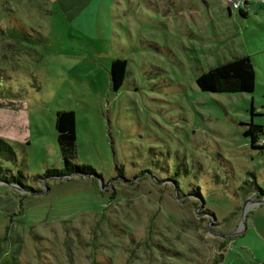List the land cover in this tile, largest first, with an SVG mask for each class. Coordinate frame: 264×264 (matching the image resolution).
<instances>
[{"label": "rangeland", "instance_id": "374dc122", "mask_svg": "<svg viewBox=\"0 0 264 264\" xmlns=\"http://www.w3.org/2000/svg\"><path fill=\"white\" fill-rule=\"evenodd\" d=\"M237 1L0 0V264H264V3ZM250 54L251 92L197 88ZM62 108L91 175L45 177Z\"/></svg>", "mask_w": 264, "mask_h": 264}, {"label": "trees", "instance_id": "16d2710c", "mask_svg": "<svg viewBox=\"0 0 264 264\" xmlns=\"http://www.w3.org/2000/svg\"><path fill=\"white\" fill-rule=\"evenodd\" d=\"M246 3V0H243ZM264 3V0L263 2ZM239 14L244 15V12L239 9ZM11 37L16 40L23 37V33L17 30H5ZM126 61L119 58H114L110 62L109 77L114 89H117L122 83L125 74ZM197 88L201 91L209 92H249L254 86V71L248 56H237L227 61L218 63L205 72L198 74L195 79ZM0 107L2 104L0 102ZM54 129L56 132V141L59 148L64 165L62 168H47L45 169V177L47 176H68L72 174L91 175L94 170L86 164H75L70 161L74 141H75V113L70 108H62L55 111ZM260 125L249 123L244 130V135L250 138V145L254 144L257 137L256 134L261 133ZM6 153L5 158L12 154V148L9 143L0 138V154ZM260 195L264 197V191L258 188ZM210 264H217L214 260Z\"/></svg>", "mask_w": 264, "mask_h": 264}, {"label": "built area", "instance_id": "2783aa9c", "mask_svg": "<svg viewBox=\"0 0 264 264\" xmlns=\"http://www.w3.org/2000/svg\"><path fill=\"white\" fill-rule=\"evenodd\" d=\"M227 2V5L230 9H241L240 2L237 0H225ZM263 2V0H261ZM246 3H243V0L241 2L242 7L245 6ZM254 144L257 146H264V138L256 137L254 140Z\"/></svg>", "mask_w": 264, "mask_h": 264}, {"label": "crops", "instance_id": "0c3cea01", "mask_svg": "<svg viewBox=\"0 0 264 264\" xmlns=\"http://www.w3.org/2000/svg\"><path fill=\"white\" fill-rule=\"evenodd\" d=\"M245 6H247V0H246V4H245ZM226 8H227V11H228V14H229V12H230V8L228 7V5L226 4ZM84 11V10H83ZM244 12V14H245V11H243ZM85 15L86 16V18H88V19H90V15L88 14V13H82V12H79V16L80 15ZM76 22H80V21H78V20H76ZM80 24V23H79ZM264 50V49H263ZM244 56H248V58H249V60H250V62H251V64H252V61H254V58H253V54H250V55H244ZM256 61L259 63V61L256 59ZM253 71H254V68H253ZM254 77H255V71H254ZM251 92V91H250ZM262 127V126H261Z\"/></svg>", "mask_w": 264, "mask_h": 264}, {"label": "water", "instance_id": "95a60500", "mask_svg": "<svg viewBox=\"0 0 264 264\" xmlns=\"http://www.w3.org/2000/svg\"><path fill=\"white\" fill-rule=\"evenodd\" d=\"M200 205H202V202H201V204Z\"/></svg>", "mask_w": 264, "mask_h": 264}]
</instances>
